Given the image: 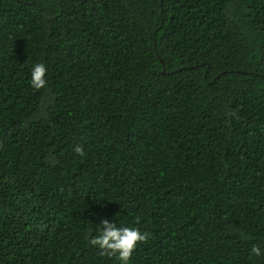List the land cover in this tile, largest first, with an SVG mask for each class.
<instances>
[{
    "label": "trees",
    "instance_id": "obj_1",
    "mask_svg": "<svg viewBox=\"0 0 264 264\" xmlns=\"http://www.w3.org/2000/svg\"><path fill=\"white\" fill-rule=\"evenodd\" d=\"M105 219L264 264V0H0V264H119Z\"/></svg>",
    "mask_w": 264,
    "mask_h": 264
},
{
    "label": "clouds",
    "instance_id": "obj_2",
    "mask_svg": "<svg viewBox=\"0 0 264 264\" xmlns=\"http://www.w3.org/2000/svg\"><path fill=\"white\" fill-rule=\"evenodd\" d=\"M47 67L44 63L33 65L30 73V85L33 89L39 91L46 87ZM75 152L83 156L84 150L77 146ZM98 236L91 240L93 246L101 250L102 255L115 257L119 264H131L134 252L137 246L146 242L148 234L140 231L138 227L120 226L105 219ZM252 253L256 256L262 255V250L258 246L252 248Z\"/></svg>",
    "mask_w": 264,
    "mask_h": 264
}]
</instances>
